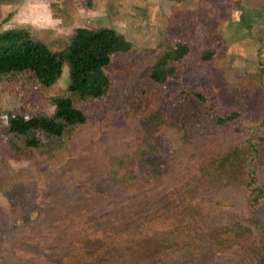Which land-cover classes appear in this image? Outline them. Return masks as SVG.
I'll use <instances>...</instances> for the list:
<instances>
[{"label":"rangeland","instance_id":"rangeland-1","mask_svg":"<svg viewBox=\"0 0 264 264\" xmlns=\"http://www.w3.org/2000/svg\"><path fill=\"white\" fill-rule=\"evenodd\" d=\"M19 26L52 51L65 48L78 28L111 29L131 48L104 70L109 88L101 99L71 97L84 125L62 140L42 137L35 151L17 138L0 143V264H62L66 240L86 218L106 211L112 196L120 197L110 188L120 177L113 163L124 155L147 153L139 173L165 163L156 183L162 191L199 183L202 157L243 144L250 128L264 137V0H0V31ZM177 42L188 54L164 84L152 83L150 67ZM66 83L65 65L48 88L26 76L1 81L0 128L17 114L51 116ZM233 112L232 122H214ZM146 114L159 119L150 133ZM256 145V181L264 188V140ZM201 185L202 195L221 198L212 228L245 221L242 189ZM149 187L139 183L125 195L148 199ZM258 213L264 223V208ZM251 236L254 246L264 245V231ZM244 250L234 245L199 262L254 264Z\"/></svg>","mask_w":264,"mask_h":264},{"label":"trees","instance_id":"trees-1","mask_svg":"<svg viewBox=\"0 0 264 264\" xmlns=\"http://www.w3.org/2000/svg\"><path fill=\"white\" fill-rule=\"evenodd\" d=\"M130 48L121 35L107 28H78L66 47L58 51L35 39L27 27L0 31V82L26 76L48 88L60 78L62 67H67L66 95L53 99L51 116H13L8 125L0 128V143L5 137L17 138L23 149L35 151L42 145V137L62 140L84 125L85 116L73 106L71 97L79 101L101 99L109 88L104 70L114 55L127 53ZM187 54L186 46L174 43L155 60L148 79L164 84L175 72L172 65ZM201 59L206 61L209 55H202ZM197 98L204 101L202 96ZM145 116L150 133L159 119L157 115ZM236 117L233 112L214 117V122L224 125ZM263 140L258 128H250L243 144L202 157L196 171L199 183L162 191L157 190L156 183L166 174L165 163H156L139 173L138 166L144 162L142 155L147 153L124 155L113 163L117 167L115 174L120 177L109 187L120 197L112 196L106 211L86 218L76 235L66 240L62 264H200L199 260L212 252L234 245L249 250L254 264H264V245L254 246L251 238L252 231H264L258 213L264 208V188L257 184L253 163L258 155L256 141ZM139 183L150 186L143 192L150 197L130 201L133 197L125 194ZM214 183L233 184L243 190L248 212L245 221L211 227L222 210L221 198L218 193L202 195L201 184L212 187Z\"/></svg>","mask_w":264,"mask_h":264}]
</instances>
